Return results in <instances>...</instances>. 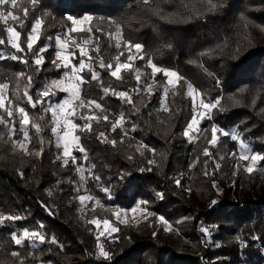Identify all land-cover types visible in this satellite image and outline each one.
<instances>
[{
    "label": "trees",
    "instance_id": "1",
    "mask_svg": "<svg viewBox=\"0 0 264 264\" xmlns=\"http://www.w3.org/2000/svg\"><path fill=\"white\" fill-rule=\"evenodd\" d=\"M18 3L21 15L23 7L31 9L24 27L17 26L25 51L16 52L7 42L0 45V55L4 56L0 59V83L9 84L8 98L26 109L30 121L41 125L39 134L29 126L32 140L28 150L43 147V155H25L0 141V213L22 217L0 225V264H20L11 256L13 251L20 253L24 264H264V161L255 165L251 174L246 172L243 165L248 162L239 161V142L230 136H220L217 146L210 148L211 158L203 155L213 125L241 134L252 152L264 154V0H151L150 5L142 0H39L34 8L30 0ZM211 4L217 6L215 10H210ZM86 15L92 20L82 23L85 31L70 35L80 42L90 39L87 47L92 59H83L100 72L104 86L111 85L117 91L136 87L134 73H123L126 79L119 82L99 67L101 58L115 67L116 57L127 62L133 55V67L140 70L145 85L153 84V94L141 86L139 93L131 94L134 106L129 105L111 94L105 96L87 69L80 73L90 81L81 86L84 100L101 103L110 121L121 114L125 117L122 128L112 132L111 122L102 119L105 113L95 110L101 120L92 122L93 132L76 131L88 153L85 162L80 152H73L83 165L85 179L81 180L76 166L62 168L56 161L61 152L45 111L64 92L44 98L35 108L17 96H23L28 76L32 77L33 97L52 80L63 77L66 69L52 64L57 52L55 38H67V29L72 27L68 16L83 20ZM36 18H43L44 26L34 51L47 48L39 71L33 52L26 47ZM117 24L122 26L125 41L143 45L139 53L123 44L117 49L116 40L109 39ZM89 28L92 32L87 31ZM0 38L7 41L2 22ZM69 45L76 65L81 59L79 49L71 41ZM97 45L99 53L94 50ZM13 55L28 63L11 59ZM149 59L162 70L176 71L185 78L175 95L169 86V112L160 110L166 77L163 71L152 75ZM19 73L24 76L18 82ZM188 83L206 101L222 97L226 109L206 113L197 131L191 133V142L183 135L194 115ZM234 100L240 103L234 104ZM76 104L74 101L72 107ZM88 111L87 107H75L69 119L83 125L80 116ZM0 115L6 117L2 110ZM19 119L17 116L14 139H22ZM101 131L109 140L117 141L115 147L98 140ZM0 132L6 133L7 128L0 125ZM89 171L100 180L89 176ZM232 174L237 185L245 183L257 193L233 199L227 186ZM103 187L109 193L102 191ZM82 194L95 199L85 202L84 207L76 199ZM161 217L172 225L170 231L164 230L167 225ZM94 218L101 223L107 219L118 231L102 233L100 226L88 223ZM202 228L208 229V234ZM24 229L39 231L48 241L55 237L58 243L37 241L33 247L26 241L16 246L10 235ZM97 237L110 252V260L98 255Z\"/></svg>",
    "mask_w": 264,
    "mask_h": 264
},
{
    "label": "snow or ice",
    "instance_id": "2",
    "mask_svg": "<svg viewBox=\"0 0 264 264\" xmlns=\"http://www.w3.org/2000/svg\"><path fill=\"white\" fill-rule=\"evenodd\" d=\"M39 0H30L31 6L34 8L38 4ZM144 5H150L151 0H142ZM21 5L18 3V0H0V22H2L5 25V30L7 32V41H5L4 38H0V45H4L6 42L16 50V52H24L25 49L22 47V44L24 43L21 39V32L17 30V26L20 28H23L25 25V22L27 21L31 9L28 7H23L22 15L17 11ZM215 4H211L210 10L216 9ZM155 13L158 15L159 10H154ZM47 15V13L45 14ZM243 19V15L241 17ZM67 20L71 21L72 27H69L67 29V38H62L60 35H57L55 38V44L57 48L59 49L55 53V59L52 61V64L57 68H63V69H69L70 71L66 72L64 75V78L61 79H54L49 84L45 85V87L40 90L37 93L36 97H33L30 94V87L32 84V77L28 76L27 81L28 84L24 88L23 96H17L18 99H24L26 98L27 104L31 105V107L35 108L37 104H42L44 102V98L51 97L56 95L57 91L62 92H68L70 94L69 99H65L59 103L56 104H49L48 107L45 109V111L51 112L52 115V121H51V132L56 137V147L58 149H62L61 153H58L56 156V161L61 162L60 166L62 168H66L69 166V164H72L76 166V171L80 173V179L84 180V171H83V165L78 163V157L73 154L74 150L80 152L83 155V160L86 162L88 158L87 149L83 146L81 143V136L75 134L77 130L79 132H93L92 122L95 121L96 123H99L101 120V116L96 114L95 110H99L101 113H105L102 116L103 121L105 122H111V131L115 132L117 128H122L123 124L125 123V117L123 114L119 116L118 119H115L114 121H110L109 115L106 114L107 110L103 108L102 104L99 103L95 99H87L84 100L81 97V86L89 83L90 81H86L80 73H82L85 69H87L89 72H91V81L98 82L102 92L105 94V96L111 94L115 96L116 98L122 100L123 102L133 105L134 102L132 99V93H139L141 91V86H143V91L146 92L149 95L153 94V84H147L145 85L144 80L142 79V73L139 69H136L133 67V61L134 56L129 55L127 57V62H120L119 56L115 58L116 63L115 67H113V64L109 62L108 64H105L103 59H100L99 67L103 70L108 71V75L113 78L115 81L123 82L126 77L123 75V73L130 72L134 73V79L136 81V87L129 89V90H121L117 91L115 87L104 86L103 80L101 78L100 72L96 71L91 63H86L83 57H89V51H88V45L90 44V39H85L84 41L80 42L72 38L70 35L71 33H78L85 31L84 28L78 27L83 23V21H91V16H84L83 20L73 18L72 16H68ZM12 22L11 24L9 22ZM44 26V20L43 18H36L31 26V31L28 33L27 36V51L33 52L35 59L34 64L37 66V71H39L40 66H42L45 63V58L42 55L47 48L42 47L39 49V51H34V45L37 44V42L40 39V31L42 27ZM87 31L92 32V29L89 28ZM97 31H100L97 29ZM97 39H99L97 37ZM109 39H115L116 40V48L120 49L122 44L124 47H126L129 51L131 49H135L137 53H139L143 45L140 43H132L131 41H125L122 34V26L117 24L115 33H109ZM69 41H71V45L75 46L79 49L80 54V62L79 65H75L72 63V60L70 56H74L75 54L71 52ZM97 53H99L100 49L97 45L94 49ZM68 52V55H65L63 53ZM121 55H123V52H121ZM4 56L0 55V59H3ZM143 58V57H141ZM11 59L21 61L23 63H28L27 60L23 59V57L13 55L11 56ZM92 57H89V60H91ZM148 66L152 69V75L155 76L157 73L163 71L164 75L168 77L167 84L164 86V95L161 98L160 102V110L163 112H169L170 109L167 104V96L169 93V86L172 89V94L175 95V89L179 85V83L183 80H185L184 77L179 75L176 71L171 70H162L157 65L153 63L151 59L148 60ZM24 76V73H19L16 76V80L19 82L20 79ZM217 86L220 85V81L217 78ZM67 85V86H66ZM9 88L8 83H0V110H2L3 113H6L5 115H0V125H4L7 128V132H0V141H3L4 143H10L13 151H21L25 155H35L37 158H40L43 155V147L39 151L31 152L28 150V144L31 143L32 137L29 134V126L31 128H34L36 130V133L39 134L43 129L40 124L30 121L29 113L26 111V109L18 104L14 105L12 100L8 98L7 90ZM188 89V95L192 96L193 98V112L194 115L192 117V120L187 124V128L184 131L183 135L191 140L193 139L191 133L197 130V127L200 123V121L197 119L196 112L198 111L197 106L195 104L196 97H201L199 100V108H203L205 112H199V116L203 118L206 113L210 114L213 109H217L221 112L225 111V107L222 105L221 100L222 97H217L214 100H208L206 101L202 96L201 93L194 89L193 86L188 83L187 84ZM15 94V93H14ZM7 101V104H6ZM73 101H77L78 104L75 105V107L78 108H88V113H82L80 116V119L84 120L85 123L83 125L74 123L71 119H65L63 121V125L60 120V114H63L64 116H72L75 114V107H72ZM234 104H239L240 101L234 100ZM253 105H255L256 101L255 99L252 101ZM136 112H139V108H135ZM17 116L20 117L18 123H19V132L22 134V139H14L13 137L16 136L17 128H16V122H17ZM209 118L211 116L209 115ZM212 135L211 139L207 141V144L209 147H205L203 149V155L205 157L211 158V152L210 148L217 146L219 143L220 136H230L233 141L239 142L240 147V154H239V161H247L245 165H243L244 170L251 174L254 170V166L257 165L260 161H264V154L255 153L252 152L249 145L245 142V139L242 137L241 134L236 133L235 131L229 132L227 130L220 129L218 126L213 125L211 129ZM127 135V132L124 133ZM5 136H7V139H5ZM70 137V139H69ZM98 140L102 143H111L113 147L116 146L117 141L115 139L109 140L105 132L101 131L98 133ZM121 142H123V138L121 139ZM41 144H43V140H41ZM142 147H147L146 145H142ZM139 151V149H137ZM154 151V150H152ZM233 156L236 154L233 153ZM132 157L130 156L129 159ZM149 163H154V161H149ZM207 163V161H205ZM95 165H93L94 167ZM239 166V165H238ZM217 167L219 165L217 164ZM141 171H144V169H141ZM207 175V173H205ZM21 176H23V173H20ZM89 176H92L91 171L88 172ZM93 179L99 181V176H92ZM180 181L177 180L176 184L180 186ZM105 193H109V189L107 187H103L101 189ZM77 191H80V188H77ZM51 195V193H49ZM109 198H111L109 196ZM80 204L84 207H87L85 202L93 201L95 198L91 194H82L78 195L76 197ZM99 200H96V204H99ZM146 203V202H144ZM215 203V201H213ZM47 207V206H45ZM140 204H137L136 208H139ZM136 208H133L132 211L135 212ZM92 210H95V206H93ZM50 211V209H49ZM117 210V214H118ZM148 215H152V213H148ZM119 218V216H118ZM22 219L19 215H11V214H3L0 213V225H3L5 221H11L15 222ZM160 220L167 225L165 227V231H170L172 229V225L168 224L166 220H164L163 217L160 218ZM88 223L96 224L99 226L101 223L98 219H93L88 221ZM103 224L105 226V229L111 232H116L118 229L116 227H112L110 225V222L105 219L103 221ZM202 232L205 234H208V229L202 228ZM155 235V233L153 234ZM11 242L14 243L16 246H22L26 241L30 242L32 246L34 247L36 245V242L38 241L40 244H44L46 242L56 244L58 243L53 237L50 241H48L41 232L24 229L20 233L13 232L10 235ZM99 237H97V249L98 255L100 257H103L105 260L111 259V254L109 251H107L104 246L99 242ZM11 256L14 259H18L20 264H24L23 259L20 257V253L17 251L11 252Z\"/></svg>",
    "mask_w": 264,
    "mask_h": 264
},
{
    "label": "rangeland",
    "instance_id": "3",
    "mask_svg": "<svg viewBox=\"0 0 264 264\" xmlns=\"http://www.w3.org/2000/svg\"><path fill=\"white\" fill-rule=\"evenodd\" d=\"M83 22H84V21H83ZM78 27H82V24L79 25ZM58 50H59V49L57 48V51H58ZM63 54L68 55L67 52H65V53H63ZM76 65L78 66L79 63H77ZM68 71H70V70H69V69H66L65 73L68 72ZM65 73H64V75H65ZM163 74H164V72H163ZM64 75H63L62 78H64ZM165 77H166V76H165ZM167 80H168V77H166V82H167ZM66 86H67V85H66ZM69 98H70V94H69L68 92H64V96H63V97H62L57 103H59V102L65 100V99H69ZM190 98H191V101H192V104H193V98H192V96H190ZM73 102H74V101H73ZM54 104H56V103H53V105H54ZM195 104H196L197 109H198V111L196 112V116H197V119L200 121L202 118L199 116V112H205V110H204L203 108H199V99H198L197 97H196V100H195ZM48 114H49V116H50V118H51V121H52V115H51V112H48ZM59 118H60V120H61L62 125H63V121H64L65 119H69L68 116H64L63 114H60V117H59ZM51 125H52V124H51ZM197 129H198V127H197ZM196 131H197V130H196ZM196 131H194V132H196ZM69 139H70V137H69ZM60 152H62V149H60ZM234 176H235V174H232L231 176H229V177L227 178V186L230 188V195H231V197H232L233 199L237 200V199L240 198L241 196H246L247 193H249V194L257 193V191H256L255 188L252 189L251 186H248V185H246L245 183H243L242 186L237 185L236 182H235V180H234V178H235ZM96 226H97V225H96ZM99 226H100V228H101L100 231H101L102 233H105L106 235L110 234L109 231H107V230L105 229V226H104L103 223L99 224Z\"/></svg>",
    "mask_w": 264,
    "mask_h": 264
}]
</instances>
